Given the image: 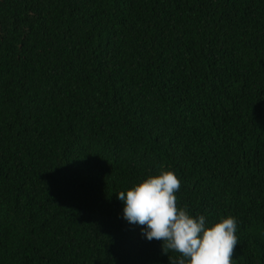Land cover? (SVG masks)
<instances>
[{
  "label": "trees",
  "instance_id": "16d2710c",
  "mask_svg": "<svg viewBox=\"0 0 264 264\" xmlns=\"http://www.w3.org/2000/svg\"><path fill=\"white\" fill-rule=\"evenodd\" d=\"M161 165L264 264V0H0V264H170L117 198Z\"/></svg>",
  "mask_w": 264,
  "mask_h": 264
},
{
  "label": "clouds",
  "instance_id": "9594fccd",
  "mask_svg": "<svg viewBox=\"0 0 264 264\" xmlns=\"http://www.w3.org/2000/svg\"><path fill=\"white\" fill-rule=\"evenodd\" d=\"M180 187L177 175L161 165L157 175L117 193L124 204L123 218L142 226L148 241H162L164 254H178L177 258L169 257L170 264H233L239 243L236 218L228 216L206 226L203 215L194 218L186 204L178 205Z\"/></svg>",
  "mask_w": 264,
  "mask_h": 264
}]
</instances>
